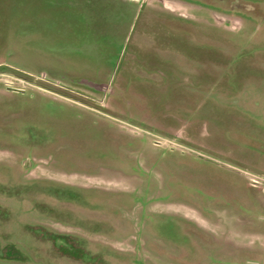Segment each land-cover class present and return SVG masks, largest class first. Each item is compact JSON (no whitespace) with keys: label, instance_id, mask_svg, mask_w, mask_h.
<instances>
[{"label":"rangeland","instance_id":"obj_1","mask_svg":"<svg viewBox=\"0 0 264 264\" xmlns=\"http://www.w3.org/2000/svg\"><path fill=\"white\" fill-rule=\"evenodd\" d=\"M264 0H0V264H264Z\"/></svg>","mask_w":264,"mask_h":264},{"label":"built area","instance_id":"obj_2","mask_svg":"<svg viewBox=\"0 0 264 264\" xmlns=\"http://www.w3.org/2000/svg\"><path fill=\"white\" fill-rule=\"evenodd\" d=\"M250 180L253 183V186H256V187H257V185L264 183V180L260 179L259 177L251 176Z\"/></svg>","mask_w":264,"mask_h":264}]
</instances>
